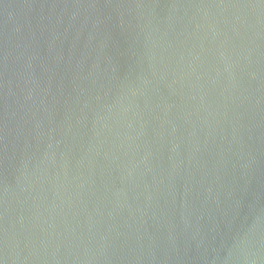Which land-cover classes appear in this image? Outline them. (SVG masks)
<instances>
[{"label": "water", "instance_id": "obj_1", "mask_svg": "<svg viewBox=\"0 0 264 264\" xmlns=\"http://www.w3.org/2000/svg\"><path fill=\"white\" fill-rule=\"evenodd\" d=\"M0 264H264V0H0Z\"/></svg>", "mask_w": 264, "mask_h": 264}]
</instances>
